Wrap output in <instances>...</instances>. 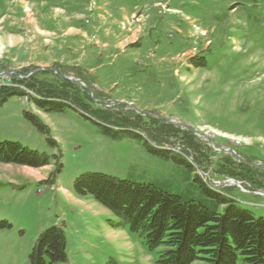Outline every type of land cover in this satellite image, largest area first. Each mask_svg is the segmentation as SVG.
I'll return each instance as SVG.
<instances>
[{
	"label": "rangeland",
	"instance_id": "1",
	"mask_svg": "<svg viewBox=\"0 0 264 264\" xmlns=\"http://www.w3.org/2000/svg\"><path fill=\"white\" fill-rule=\"evenodd\" d=\"M78 72L90 89L62 83L59 74ZM55 85L68 91L62 111L36 102ZM8 91L0 140L49 164L0 162V264H33L38 237L54 225L65 230L67 259L45 256V264H156L129 226L114 227L112 212L76 192L86 172L213 206L198 174L264 214V0H0V94ZM106 107L112 120L102 117ZM166 124L181 131L168 135ZM185 131L202 145L193 152L202 166L186 152ZM145 139L176 158L150 151Z\"/></svg>",
	"mask_w": 264,
	"mask_h": 264
},
{
	"label": "trees",
	"instance_id": "2",
	"mask_svg": "<svg viewBox=\"0 0 264 264\" xmlns=\"http://www.w3.org/2000/svg\"><path fill=\"white\" fill-rule=\"evenodd\" d=\"M197 59H193L196 66L204 64ZM76 74L86 79L81 73ZM61 81L67 86L71 83L69 79L61 78ZM14 92L0 94V104ZM67 93L61 86L55 85L36 102L47 110L62 111L66 106L63 101L67 100ZM103 110L102 117L112 120L113 111L109 107ZM25 114L41 129H45L38 116L28 111ZM122 119L129 125L134 124L130 127L139 128V123ZM163 127L168 135L181 131L173 125ZM135 131L131 130L134 136L143 138ZM185 132L190 147L186 152L192 154L195 162L202 166L200 158L193 153L200 152L202 145L193 132ZM144 144L161 156L176 158V153L156 148L146 139ZM180 160L193 167L185 157ZM0 162L38 168L48 165L49 158L19 142L0 140ZM196 180L213 198V206L200 200L185 199L153 183L134 182L101 172L83 173L75 180L74 189L80 196H93L112 212L119 219L118 222L112 221L114 227L129 226L130 231L141 237L146 247L156 253V264H264V214L256 215L252 210L241 207L238 200L223 192H216L198 174ZM217 202L223 205V212L218 211ZM66 245L63 227L54 225L47 228L36 242L33 264H45V256L50 263L65 261Z\"/></svg>",
	"mask_w": 264,
	"mask_h": 264
},
{
	"label": "water",
	"instance_id": "3",
	"mask_svg": "<svg viewBox=\"0 0 264 264\" xmlns=\"http://www.w3.org/2000/svg\"><path fill=\"white\" fill-rule=\"evenodd\" d=\"M36 70V69H35ZM37 70H44V71H52L51 70V68H38ZM56 73V72H55ZM61 77H64V78H66V79H69V80H72V81H76V82H78V83H81V84H83L84 86H86L88 89H90V86L88 85V83L84 80V79H82V78H76V77H72V76H69V75H67V74H59ZM111 105L112 104H114V103H110ZM167 121H168V123H171V124H175V125H181V126H184V127H187V128H189V129H192V130H194L197 134H199V135H201V136H203V137H205V138H207V139H210V137L209 136H207V135H205V134H203V133H200V132H198L197 130H195V129H193L192 127H190L187 123H184V122H172L171 120H169V119H166ZM214 146L215 147H217V149H219V150H221V151H229V152H232V153H234V154H237L236 152H235V150H233V149H231V148H225V147H222V146H220V145H218V144H215L214 143Z\"/></svg>",
	"mask_w": 264,
	"mask_h": 264
},
{
	"label": "bare ground",
	"instance_id": "4",
	"mask_svg": "<svg viewBox=\"0 0 264 264\" xmlns=\"http://www.w3.org/2000/svg\"><path fill=\"white\" fill-rule=\"evenodd\" d=\"M259 93V92H258ZM246 104V103H245ZM256 106V105H255ZM30 171V170H29Z\"/></svg>",
	"mask_w": 264,
	"mask_h": 264
},
{
	"label": "crops",
	"instance_id": "5",
	"mask_svg": "<svg viewBox=\"0 0 264 264\" xmlns=\"http://www.w3.org/2000/svg\"><path fill=\"white\" fill-rule=\"evenodd\" d=\"M75 29V28H74ZM69 30H71V29H69Z\"/></svg>",
	"mask_w": 264,
	"mask_h": 264
}]
</instances>
